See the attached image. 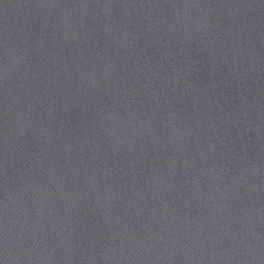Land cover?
Listing matches in <instances>:
<instances>
[{"label":"water","instance_id":"1","mask_svg":"<svg viewBox=\"0 0 264 264\" xmlns=\"http://www.w3.org/2000/svg\"><path fill=\"white\" fill-rule=\"evenodd\" d=\"M0 264H264V0H0Z\"/></svg>","mask_w":264,"mask_h":264}]
</instances>
